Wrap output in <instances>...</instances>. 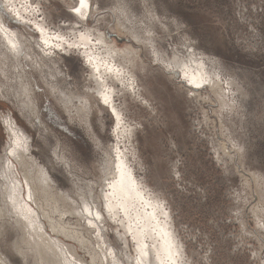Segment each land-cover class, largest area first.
Instances as JSON below:
<instances>
[{
	"label": "rangeland",
	"instance_id": "374dc122",
	"mask_svg": "<svg viewBox=\"0 0 264 264\" xmlns=\"http://www.w3.org/2000/svg\"><path fill=\"white\" fill-rule=\"evenodd\" d=\"M75 4V0H32L35 11H39L36 17L41 19L43 11L46 27L53 34L75 40L78 32L89 28L93 37L96 32L103 33L119 51L131 47L137 54L117 58L135 73L139 89L123 90L121 84L113 83L114 105L122 113L124 127L118 131L110 108L91 91L95 83L78 48L55 50L53 60L41 56L35 27L0 7L7 26L19 31L22 40L30 41L23 44V53L27 51L32 60L43 59L42 67L31 65V59L24 55L17 67L0 64V80L6 82L13 80V74L14 78L20 75V82L17 77L9 85L14 83L16 93L23 92L24 81L38 106L37 114L28 116L20 105L25 99L17 98L16 93L0 95V185L6 187V214L12 219L11 226L4 229L0 221V258L4 259L0 264H46V259L41 260L46 255L51 264H57L54 250L34 246L14 222L15 216L22 215V205L15 191L12 200L8 196L9 187L14 190L10 178L15 174L23 187L24 180L18 164L9 156L14 138L3 124L7 116L29 139L28 155L47 169L56 193L62 197L59 208L66 210L60 215V209L51 207L53 200L44 196L38 201L40 212L48 211L55 219L64 218L70 227L84 231L82 212L102 200L100 192L108 174H102L101 169L118 144L125 149L137 180L168 212L181 244L179 264H264V0H91V14L84 20L74 13ZM0 5H4L3 0ZM16 6L21 4L17 1ZM163 59L166 64L202 63L220 74L226 94L218 96L208 86L199 88L195 96L190 94L180 70L170 74ZM64 93L73 98L68 108L57 102ZM224 141L229 151H222ZM4 156L15 168L3 179ZM255 175L260 177L258 186ZM100 212L104 221L94 217L97 225L92 233L84 231V235L92 234L99 248L91 244L87 250L70 238L59 235L60 239L75 246L86 264H102L104 253L108 261L103 264H137L140 252L131 234L116 218L114 222L107 216L103 205ZM45 226L54 237L51 228ZM154 260L152 255L145 264H156Z\"/></svg>",
	"mask_w": 264,
	"mask_h": 264
},
{
	"label": "bare ground",
	"instance_id": "6f19581e",
	"mask_svg": "<svg viewBox=\"0 0 264 264\" xmlns=\"http://www.w3.org/2000/svg\"><path fill=\"white\" fill-rule=\"evenodd\" d=\"M3 1H4V5H7L6 8L8 9V12L11 13L14 18H17V20H19L20 22L22 21V22L31 23L32 26H34L35 29L38 31L40 36H38L39 38L36 39V43H37V47H39V50L41 52V56H43V57L47 56L48 58L53 60L52 57L56 54L55 50L65 51L66 50L64 48L65 46L78 48V50L81 52L82 56L84 57V60L87 64V66L90 69V78L93 79V82L95 83V87H94V89H91V91L95 92L94 94H96L97 98L100 99L106 106H108L110 108L111 112L114 114V116L116 118V129L119 131V128L123 127L122 126L123 121L121 118L122 117L121 111L114 105V98L113 97H114L116 89L113 86V83L117 82V83L121 84L123 90L124 89L127 90V88H129V90L131 89L132 91H134L136 87L138 88L139 85L137 84L135 73L133 71H131V69L128 67V65L123 66L117 57H120L119 55H124V54L134 55V54H137V52H135L131 47H126L125 49L119 51L118 50L119 48L118 49L114 48L110 43H108L106 41L103 33L96 32L95 37H93L94 35L91 33V31H90L91 29L89 30V28H86L83 32H78V36H77V34L74 36L75 40L74 39L70 40L67 38V36L65 37L61 33L53 34V32H50L48 30V28L46 27V23H45V19H44L45 16H44L43 11L40 10L41 11L40 15L42 16L41 19H38V16L36 17L35 14L37 13L38 10L35 11V8L32 6V0H3ZM17 1L21 4L20 8L18 6H16ZM75 1H76V4H75L76 7H79V0H75ZM89 5H90L89 8L82 10L83 14H78L75 11H74V13L77 14V16L79 18H81L82 20L87 19V17L91 14V12H90L91 0H89ZM23 13L24 14L27 13V15H24ZM30 16H32V18H29ZM0 23H2L4 25V28L6 29V31H0V64L4 67H6L8 65L12 66L15 64V67H17L18 64L19 65L22 64L21 59H22L23 55H24V57L27 56L30 58L27 51L23 53V46H24L23 44H27V42L29 43L30 41L22 40L23 36L20 35L19 31L10 29L6 24L5 17L2 13H0ZM132 36L135 37L136 40H140V39H137L136 35L132 34ZM45 40H47V44L44 43ZM13 43L17 45L16 48L12 47ZM30 51H32V50H30ZM27 57H25L26 60H27ZM33 57H36V56H33ZM47 57H46V59H47ZM30 59H31L30 64L32 62L34 64L37 63V66H38V64L41 66V62L43 61V59L40 60V58L38 59V61L32 60V58H30ZM156 60H158V59H156ZM127 61L130 62V64H131V60L127 59ZM165 62H167V61L163 59V64L166 66L165 68L167 70H169L170 74H175L177 69L180 70V72L182 74L181 77H183V80H185L188 84V89H189L190 94L196 95L197 90L199 88H201L202 86L210 87L211 88L210 90H212L211 92H216L217 94L219 93L218 96L224 97V95L226 94L225 88L221 85L222 81L220 78L221 77L220 74L218 72H213L211 70H208L207 67L203 66L202 63L190 61V62H185V63H183V62L182 63H179V62L171 63L170 62L171 64H166ZM16 63H18V64L16 65ZM53 63H55V62H53ZM46 64L48 65V63H46ZM55 71H56V69H55ZM19 72L21 73V71H19ZM51 73L53 74V71ZM17 74H18V72H17ZM21 74H23V73H21ZM5 76L7 77V73ZM19 76H17V77L19 78L18 81L20 82L22 80V77H19ZM44 76H45V74H44ZM16 78H14V74H13V78H12L13 80H11V79L8 81L5 80L6 82L0 80V81H2V82H0V95L2 94V95H6V96H12L13 94L16 93L14 83L12 85H9L11 82H15V80H17ZM47 81L45 80V82H47ZM109 81L111 83H109ZM48 82L50 83V81H48ZM21 83L23 85L22 88H24V89H23V92L19 90V92L16 93L17 98L20 97V98L25 99L24 102L22 101L20 103V105H22L21 107H23L25 112H26L25 114L28 113V116L29 115L34 116L37 114V111H38V106H36L37 102L33 100V97L31 96L32 92L29 90V86H24V81ZM227 84H229V83H227ZM134 85H135V87H134ZM91 87H93V86H91ZM227 87H228V85H227ZM48 91H50V88L48 89ZM20 94H22V95L19 96ZM60 94H62V92ZM67 95H68V93H64L63 96L58 95V96H62L61 101L57 100L58 97L56 99L58 103L62 102V104L65 108H68V104H71V103L73 104V101H72L73 98H68ZM83 95H82V97H83ZM56 96H57V94H56ZM138 96L140 97L139 93H138ZM54 97H55V95H54ZM84 98L87 99L86 95ZM89 100H90V98H89ZM89 100H88V103H90ZM105 100H107V102H105ZM21 107H20V110H21ZM88 108H90V107L88 106ZM69 109H70V107H69ZM83 109H85V108H83ZM87 111H88V109H87ZM81 112H84V111H81ZM88 115H89V113H88ZM3 124L5 125V128L8 131V133L13 135L12 139L14 138L12 148L9 150L10 151L9 156H11L12 159H14V161H16V163L18 164L19 169H20L19 171L22 172V174H23L22 178L24 180L23 181L24 187H23L22 181L18 180L16 178L15 174H14V176H12V178H10L9 184L12 185V188L14 187V190H11L9 187L8 196L12 200L14 197L13 193L15 191V193L18 196V200L22 205L19 207L22 215L21 216H15L16 219L14 222L17 223L18 227L23 230L25 237L27 239L31 240V242L33 243L34 246L42 247V245H46L50 250H54V254L56 255L57 264H66V263H69V264H86V263H84L83 259H80L79 255L76 254V249L74 248L75 246L66 244L63 240L60 239L59 235L72 239L73 241L78 243L79 246L84 247L85 249H87L86 247H89L91 244H93L95 247L97 245V247L99 248V246H100L99 243H93L92 238H91L92 234L88 233L91 236L90 235L89 236L84 235V231L86 230V231L92 233L94 225L96 224L94 217H97V214H99V216L101 217L100 219H98V221H102V222L104 221L103 214L100 212V208L103 205L104 210H105L108 217H110L112 219L116 218L118 220V222L121 223V225L125 226L127 232H129L131 234L132 238L134 239V242H136L138 250H139L140 245L146 244L148 246L146 249L147 256L142 257L141 255H139V257H138L139 259H141L144 262H148V257L150 258L152 255H155L156 259H157V257H159L160 260L164 261V264H179V262L182 259L181 244L175 238L171 223L168 220L170 218L169 214L166 211V209L164 208V206H162V203L155 200L154 196L151 195L149 189L146 188L145 184H143V183H141V181L137 180L136 175H135V171L133 170V168L129 164V158L125 152V149L120 148L117 144V146L115 147V149H116L115 154L107 155L108 158L106 159L107 161H105L107 163H106V165L104 164V166L101 169L102 174L103 173L108 174L107 178H106V183L104 184L105 185L104 190H102V191L99 190V191H101L100 192V199L102 198V200H101L102 202L101 201H100V203L97 202L96 200L98 198H96V200H95L96 202L94 204L95 207H94V205L92 206V207H94V210H92L93 208L91 206H89V207L85 206L88 209V211L84 210L85 212H82V217L84 218L83 223H86V225L84 226L85 229H84V231L77 230L74 227H70L69 223L64 222V220H63L64 218L61 219L58 217V219H55V217H52L48 211L42 210L40 212L39 207L41 206V204H39L38 201L39 200L41 201L44 198V196H49L50 200H53L51 207L53 209L59 210L60 204L63 203V202L59 201L62 198L61 194H58V191L56 193L57 189L55 190V185L52 184L53 180L51 179L47 169L45 167L41 166L40 164H39L40 165L39 166L36 159H34L28 155L30 143H29V139H27V136L26 137L24 136L23 130L21 131L19 129L21 131V133L19 131H17L18 128L16 129V127H18V126L15 125L16 124L15 121L10 116L3 118ZM7 131H6V133H7ZM226 143H225V141L222 142V146H223L222 151L223 152L229 151V148H227ZM101 159H103V158H101ZM100 163L102 164L103 162H100ZM8 164H10V165H8ZM13 167L15 168L14 162L12 160H10L9 158H6V163L4 164V168L6 169V172L2 173V171H1L3 179L6 178V176H8V175L10 176V173H11L10 170L13 169ZM16 171H17V168H16ZM99 173H100V171H99ZM105 177H106V175H105ZM258 177L259 176L256 177V175H255V178H254V181H255L254 184L257 186L259 185V184H257V182H258V179L260 178V177L259 178ZM100 180L102 182V179H100ZM91 184H93V182ZM91 184H90V186H91ZM15 186H16V188H15ZM101 186H103V184ZM255 188H257V187H255ZM92 189H93V186H92ZM24 190H26L25 191V194H26L25 197L23 196ZM67 192H70V191H67ZM6 193H7L6 187L4 185L2 186V184H1L0 185V217H2V216L3 217L1 218L0 221H2L1 224H2L3 229L5 228V226L6 227L8 225L11 226V224H12V222L10 221V220H12L11 217H9V215L6 214L7 208H6L5 203H4V200L6 198ZM61 193H63V191ZM63 194H65V193H63ZM72 194L75 195L73 192H72ZM79 194H80V190H79ZM76 195H77V193H76ZM17 196H16V198H17ZM67 196H68V194H67ZM81 196H83V195H81ZM95 197L96 196L94 194V198ZM83 199H84V196H83ZM67 201H69V200H67ZM84 201H85V199H84ZM59 202H60V204H59ZM17 203H18V201H17ZM84 204L86 205V203H84ZM70 206H73V205L71 204ZM61 207H63V206H61ZM74 207H75V204H74ZM83 209H84V207H83ZM72 210H74V209H72ZM91 210L93 211L94 214H92L90 212ZM61 211H62L61 209L58 211V213L60 215H62L66 210L64 212H61ZM81 211H83V210H81ZM69 212L67 211V213H69ZM76 212H78V211H76ZM85 213H86V215L89 214L92 217L88 216L89 217L88 218L85 215ZM6 215H7V218L5 217ZM70 215L71 214H69L68 216H70ZM77 216L79 217V215H77ZM78 217H76V218L79 220ZM85 217H87V218H85ZM114 219H113V221L115 222L116 219L115 220ZM80 223H79V225H80ZM83 223H81V224L83 225ZM46 224L49 228H51V231L53 232V234H55L54 237L51 236V234L46 232V228H45ZM74 224H76V223H74ZM76 227L81 229L80 227H78V225ZM95 231H96V229H95ZM97 231H98V229H97ZM97 234H98V232H97ZM98 235L100 237V234H98ZM34 238H38L40 242ZM100 238H102V237H100ZM97 239H99V238L97 237ZM101 240L103 241V239H101ZM89 242H91V243H89ZM18 246H19V243H18ZM103 246H105V244ZM63 248L66 249V254L63 251ZM19 249L21 251L23 250L20 247H19ZM95 249L96 248H94V250ZM100 250H102V249H100ZM94 252L95 251H93V253ZM88 253H90V252H88ZM109 253H110V251H109ZM112 253H114V252H112ZM96 254H98V253H96ZM103 255H104V259H102V264L104 263V261H106V262L108 261V255L105 253ZM98 256L99 255H97L96 257L98 258ZM114 257H115V255H114ZM44 259H46L45 260L46 264H51V260H49L48 255L41 258V260H44ZM0 261L4 262V259L0 258ZM154 261H156V260H154ZM90 264H92V262ZM156 264H157V261H156Z\"/></svg>",
	"mask_w": 264,
	"mask_h": 264
},
{
	"label": "snow or ice",
	"instance_id": "6c2138e0",
	"mask_svg": "<svg viewBox=\"0 0 264 264\" xmlns=\"http://www.w3.org/2000/svg\"><path fill=\"white\" fill-rule=\"evenodd\" d=\"M89 6H90L89 5V0H79V7H75L73 9V11H75L78 14H83L82 10L89 8ZM0 7H7V5H0ZM0 31H6V29L4 28V25L2 23H0ZM44 43L47 44V40H45ZM12 47L16 48L17 45L13 43ZM105 102H107V100H105ZM85 211H88V209L85 208ZM96 218L100 219L101 217L99 216V214H97ZM147 247L148 246L146 244H143V245L139 246V252H140V255L142 257L143 256H147V251H146ZM157 261H158V264H164V261L160 260L159 257H157ZM137 264H145V262L138 258L137 259Z\"/></svg>",
	"mask_w": 264,
	"mask_h": 264
}]
</instances>
